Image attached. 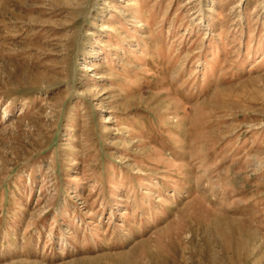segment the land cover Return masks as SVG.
I'll use <instances>...</instances> for the list:
<instances>
[{
  "label": "rangeland",
  "instance_id": "rangeland-1",
  "mask_svg": "<svg viewBox=\"0 0 264 264\" xmlns=\"http://www.w3.org/2000/svg\"><path fill=\"white\" fill-rule=\"evenodd\" d=\"M0 264H264V0H0Z\"/></svg>",
  "mask_w": 264,
  "mask_h": 264
}]
</instances>
